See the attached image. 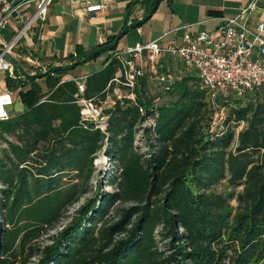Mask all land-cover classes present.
Here are the masks:
<instances>
[{
	"label": "trees",
	"instance_id": "16d2710c",
	"mask_svg": "<svg viewBox=\"0 0 264 264\" xmlns=\"http://www.w3.org/2000/svg\"><path fill=\"white\" fill-rule=\"evenodd\" d=\"M70 71L5 78L24 110L0 121V264H264V88L153 74V91L145 75L105 107L120 63ZM80 98L103 129L81 121ZM100 154L110 192L91 187Z\"/></svg>",
	"mask_w": 264,
	"mask_h": 264
},
{
	"label": "crops",
	"instance_id": "0c3cea01",
	"mask_svg": "<svg viewBox=\"0 0 264 264\" xmlns=\"http://www.w3.org/2000/svg\"><path fill=\"white\" fill-rule=\"evenodd\" d=\"M143 1L152 0H54L47 10L45 21L20 36L9 55L28 74L44 72L48 65H68L70 59H76V62L77 58L91 51L111 46L125 26L143 19L148 13ZM253 2L256 8L247 10ZM96 6L101 9L87 12V9ZM223 18H238L239 24L253 28L258 23H264V0H163L145 23L127 32L118 41L115 50L96 55L71 70L63 81H83L101 71L115 53L137 44L155 42L166 49L179 45L184 34L199 32L219 40L217 30ZM20 29L21 25L11 20L2 32L0 44L12 42ZM28 59L32 64L27 62ZM144 65L145 75L152 73L161 75V78L164 75L181 77L187 72L179 60L167 54L153 66L145 61ZM15 75L18 76L16 71ZM6 77L7 74L0 70V96L10 97L12 103L4 107V111L8 117H14L24 108L18 101L17 92L7 90Z\"/></svg>",
	"mask_w": 264,
	"mask_h": 264
},
{
	"label": "built area",
	"instance_id": "2783aa9c",
	"mask_svg": "<svg viewBox=\"0 0 264 264\" xmlns=\"http://www.w3.org/2000/svg\"><path fill=\"white\" fill-rule=\"evenodd\" d=\"M54 0H0V41L2 32L11 20L21 25L18 35L9 44L1 45L0 51L10 54L15 41L26 31L42 24L46 19L47 10ZM255 3L247 10L253 11ZM100 6L90 7L87 12H96ZM31 10V12H30ZM219 40L199 32L193 35L184 34L177 46L160 48L155 42L137 44L133 48H125L113 55L122 68V73L112 82L111 93L107 96L105 105L113 107L117 101L131 99L138 79L145 76V63L150 66L167 54L181 62L187 72H193L202 87L211 93L219 90H230L238 97L246 93L264 88V23H258L253 28H247L238 23V18L221 19L217 30ZM255 50V59L253 51ZM144 58V60H143ZM32 64L31 60H27ZM0 70L10 79H16L15 71L0 59ZM163 81V78H161ZM83 94V86H79ZM12 103L8 95L0 96V121H6L8 115L4 107ZM80 118L83 123L92 122L97 128L103 129L106 119L101 108L92 100L80 98ZM223 114H215L213 127H218Z\"/></svg>",
	"mask_w": 264,
	"mask_h": 264
},
{
	"label": "water",
	"instance_id": "95a60500",
	"mask_svg": "<svg viewBox=\"0 0 264 264\" xmlns=\"http://www.w3.org/2000/svg\"><path fill=\"white\" fill-rule=\"evenodd\" d=\"M163 1V0H152L150 2V4L148 5V13L147 15L132 24H129L127 26H125L123 28V30L117 35V37L115 38L113 44L111 46H105V47H101L95 51H91L89 53H87L86 55H84L83 57H81L80 59H78L76 62L68 64V65H64V66H53L50 69H48L47 71L38 73V74H28L27 72H25L23 70V68L20 67V65L12 59V57L9 54H6L2 51H0V59L4 62H6L7 64H9L14 71L18 72V77L20 79H22L25 83L29 84L35 80H39L41 78H43L44 76L48 75V74H55V73H59V72H63V71H68V70H73L76 67H79L83 64H85L86 62L90 61L93 57H95L96 55L100 54V53H105V52H111L113 50L116 49L117 43L118 41L127 33L130 32L134 29H137L139 26H141L143 23H145L155 12V10L157 9L159 3ZM17 77V78H18Z\"/></svg>",
	"mask_w": 264,
	"mask_h": 264
},
{
	"label": "rangeland",
	"instance_id": "374dc122",
	"mask_svg": "<svg viewBox=\"0 0 264 264\" xmlns=\"http://www.w3.org/2000/svg\"><path fill=\"white\" fill-rule=\"evenodd\" d=\"M150 75H152V73L148 74V76H150ZM159 76H161V75H159ZM151 79L152 80H150L151 83L149 85L151 86L152 91H153V89L158 87V82L156 81L155 77H153V75L151 76ZM222 93L224 95H226L227 91H223ZM104 106L109 107L108 105H104ZM221 122H222V120H221ZM221 122H219L218 130L220 129ZM241 128H242V126H240L235 131L237 132ZM93 165L95 167V174H94V177H93L92 182H91V187H92L93 191L97 186H99L102 191L110 192L112 190V188L108 186V177L112 173L111 162H109V160L103 154H100L98 156V158L96 160H94ZM159 247L161 249H163L164 243H159Z\"/></svg>",
	"mask_w": 264,
	"mask_h": 264
}]
</instances>
